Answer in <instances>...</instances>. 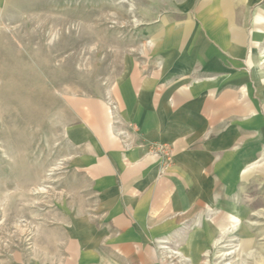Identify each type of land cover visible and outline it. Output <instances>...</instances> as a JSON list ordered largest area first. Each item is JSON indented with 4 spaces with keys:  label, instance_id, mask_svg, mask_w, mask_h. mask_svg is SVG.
Wrapping results in <instances>:
<instances>
[{
    "label": "rangeland",
    "instance_id": "rangeland-1",
    "mask_svg": "<svg viewBox=\"0 0 264 264\" xmlns=\"http://www.w3.org/2000/svg\"><path fill=\"white\" fill-rule=\"evenodd\" d=\"M207 1L0 0V264H264L252 20L239 55L210 44L219 72L165 42ZM238 75L255 116L202 113Z\"/></svg>",
    "mask_w": 264,
    "mask_h": 264
},
{
    "label": "crops",
    "instance_id": "crops-1",
    "mask_svg": "<svg viewBox=\"0 0 264 264\" xmlns=\"http://www.w3.org/2000/svg\"><path fill=\"white\" fill-rule=\"evenodd\" d=\"M254 1L256 0H244L247 6L239 9L238 17L235 16L234 4L232 5V3L226 0H213L200 3L196 9V13L200 17L199 26H196L192 35H190V32L193 30V26L189 24H186L183 28H179L176 31H170L167 35V40H165V42L168 43V47L169 45L171 46L169 54L172 60L178 63L185 60L186 56L196 53L197 59L195 63L199 64L200 73L219 72L222 68H225V66L222 65L223 61L220 60L221 57L213 50L210 44L212 43L213 46L224 49L230 55H239L243 51L245 40L243 28L237 26V24L240 23L245 25L247 20L250 19L252 20L250 28L252 38L248 44V52L244 64L247 69L253 72L252 76L257 79L259 90L264 93V72L260 71L261 61L262 64H264V16L261 10H256L252 14L250 13L249 6L252 5ZM257 42L262 44L261 49L256 47ZM214 59H216V61ZM219 61H221V65H219ZM260 73H262V75H260ZM231 82L234 84V90L226 92L223 97L213 101L204 99L199 101L200 108L202 107V113L210 114L213 112L212 115H215L214 117H216V119L226 114L255 116L256 111L253 109L248 99L245 98L247 91L243 75L232 77ZM237 94H240L241 98L244 97V101L241 105L238 104ZM184 97L188 98L187 96ZM228 102L229 104H227ZM260 134L264 137V134L261 132ZM224 141L228 143L230 139H224ZM262 173L264 175V169ZM126 174L128 176V173ZM146 201H150L151 205L153 203V199H148V197H146ZM205 202V199H199L196 202V206L201 208V205ZM174 204L175 201L169 199V202L163 205V207L164 209L173 208L175 206ZM134 207L135 204H133V202L130 203L128 200L126 205L127 212H130L131 215L134 214V212L130 211L133 210ZM132 216L134 219L131 220L121 217V219H118V223L123 222L125 226H133V224L139 220V216ZM154 216V212L150 213V219L153 220ZM227 217L235 218L230 214H227ZM155 220H158V218ZM158 223L157 221L155 225L150 224V232L158 231ZM123 229H125V227Z\"/></svg>",
    "mask_w": 264,
    "mask_h": 264
}]
</instances>
